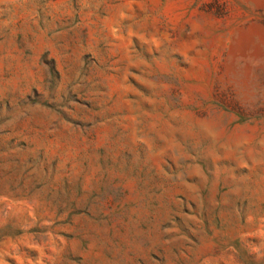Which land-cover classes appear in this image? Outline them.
<instances>
[{
    "label": "rangeland",
    "instance_id": "374dc122",
    "mask_svg": "<svg viewBox=\"0 0 264 264\" xmlns=\"http://www.w3.org/2000/svg\"><path fill=\"white\" fill-rule=\"evenodd\" d=\"M0 264H264V0H0Z\"/></svg>",
    "mask_w": 264,
    "mask_h": 264
}]
</instances>
